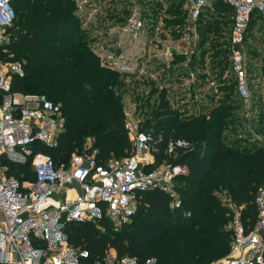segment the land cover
I'll list each match as a JSON object with an SVG mask.
<instances>
[{
  "label": "trees",
  "instance_id": "obj_1",
  "mask_svg": "<svg viewBox=\"0 0 264 264\" xmlns=\"http://www.w3.org/2000/svg\"><path fill=\"white\" fill-rule=\"evenodd\" d=\"M138 1L144 2L145 8L146 0ZM184 1L150 0L143 14L154 21L162 12L165 29L178 37L177 25L181 28L186 17ZM12 3L16 18L7 28L13 33V42L0 48L5 54L20 58L25 68L24 76L12 78V90L46 94L61 105L66 118V129L58 145L53 148L35 144V150L50 155L56 165L66 164L76 151L91 152L98 163H105L112 153L131 151L122 100L125 83L121 75L124 74L108 68L96 54L82 30L76 0H13ZM128 9H124L127 15ZM113 14L108 15L109 20H114L110 25L126 22L127 15L115 19L116 13ZM257 17L261 19L255 15L252 24ZM231 25L232 7L223 1L214 2L199 19V45L190 62L192 69L204 67L207 54L213 50L212 75L224 83L220 90L225 92L218 105L184 115L183 110L172 107L167 89L158 91L155 82L142 78L140 112L145 127L153 128L154 132L163 131L166 138H184L195 144L192 151L176 158L189 166V173L175 178L181 206L171 208V196L150 189L142 193L137 213L118 230H114L106 217L97 222L67 224L69 242L88 250L82 264L103 261L112 249L118 258L137 256L140 263L151 257L156 258L155 264H208L219 260L231 248L233 230L227 227L233 211L231 201L241 205L246 230L254 227L257 218L254 200L258 188L264 186V102L260 97L255 102L258 106L255 118L245 120L249 129L256 130L257 135L262 133L260 137L254 136L251 141L250 135L241 132L233 137L224 136V131L232 127L233 120H229L232 110L242 105L237 98L232 99L234 81L229 83V78H222L230 68L229 41L224 42L223 37ZM184 58L176 54L175 61ZM145 85L151 86L146 96ZM162 157L165 156L157 157V164ZM0 166L21 181L35 180L31 158L21 163L2 154ZM221 194L229 202H224ZM93 223L104 225V230Z\"/></svg>",
  "mask_w": 264,
  "mask_h": 264
},
{
  "label": "built area",
  "instance_id": "obj_2",
  "mask_svg": "<svg viewBox=\"0 0 264 264\" xmlns=\"http://www.w3.org/2000/svg\"><path fill=\"white\" fill-rule=\"evenodd\" d=\"M216 1H223L232 7L228 39L230 68L225 76L234 81V94L242 104L240 108H245L246 119L252 121L258 111L255 102L261 96L254 95L252 91L255 83L250 78L246 37L254 16L264 19V0H185L183 8L186 17L181 28L177 25L178 37L171 35L170 29H165L162 12L153 21L143 14L144 2L133 0L130 15L124 24H109L96 34L98 39L93 41L94 50L111 70L128 76L139 75L155 82L158 91L167 89L169 92L166 77L161 76L158 69L147 67L150 60L147 50H144L148 44L159 41L161 33H166L172 41L174 39L179 43L175 45L176 50H170L169 60L179 63L177 66L185 62V77L178 70L175 81L181 82L191 92L201 85L211 89L216 86V76L205 69L201 72L192 69L190 62L199 45V19ZM12 2L0 0V45L8 43L9 38L3 30L11 26L16 18ZM77 7L81 14L83 7ZM112 39L116 46L110 43ZM137 43L144 46L139 56L128 51L134 49ZM176 54L185 58L176 62ZM140 59L142 65L136 62ZM256 61H252L254 68L258 65ZM24 75L23 62L0 61V156L5 154L21 163L31 158L35 172V180L21 181L0 166L1 264H82L88 250L69 242L67 224L97 222L106 217L113 222L114 230H118L137 213L142 193L146 190L163 191L171 196V208L181 206L175 178L189 173V166L177 162L176 158L192 151L195 148L193 142L172 136L166 138L163 131L154 132L153 128L145 127V119L140 116L125 123L131 142L129 154L98 163L91 152L73 153L66 164L56 165L50 155L35 150V144L56 147L66 129V118L61 105L46 95L12 90V78ZM173 82L172 79L171 87ZM221 85L224 83H218L219 87ZM150 89L146 88V94ZM159 155L165 157L157 164ZM254 202L257 208L254 227L247 231L241 217L236 215L227 226L233 230L229 253L208 264H264V186L258 188ZM155 263L154 257L142 263L137 256L118 258L112 249L103 261L98 260L94 264Z\"/></svg>",
  "mask_w": 264,
  "mask_h": 264
},
{
  "label": "rangeland",
  "instance_id": "obj_3",
  "mask_svg": "<svg viewBox=\"0 0 264 264\" xmlns=\"http://www.w3.org/2000/svg\"><path fill=\"white\" fill-rule=\"evenodd\" d=\"M149 1L150 0L145 1L146 3L145 8L147 9L149 8L148 6ZM76 3L77 5H79V7L80 6L83 7V12H81L80 14L81 19H82L81 21L82 30L86 34L87 39L90 40L91 43L94 45L93 41H96L98 39L97 37L95 38L96 34L98 35L100 33L99 31L104 30V27L107 24H110V22L114 21L112 19L110 20L108 19L109 13L110 12L112 14L116 13L115 14L116 16L114 17L115 19H117L118 17H125L127 15V11H125L124 9L129 8L128 12L130 14L133 0H76ZM129 14L126 16V19L128 18ZM261 30L264 32V21L257 17L255 19L254 24H252L251 29L249 30L246 45H247L249 59H250V62H249L250 78L255 83V85L252 86V91L254 95L261 96V100L262 102H264V93L261 92V88L262 90H264V74H263L264 33H261ZM3 34L9 38L7 44H9L10 42H13L12 40L13 33H11L8 30V28H5L3 30ZM159 36H160L159 41L157 42L154 41L148 44L147 46H145L144 50L145 51L147 50V55L149 54L148 60H150V63L147 65V67L149 66V68L153 67V69L154 68L158 69L159 71L157 72H159L161 76L166 77L167 82L169 83V93L167 97L169 98L172 107L180 108L181 110H183L184 115H189V114H192L193 112L199 113L203 110L206 111L207 108H209V104L210 106L218 105L220 98L225 94V92L223 93V91L220 90V87L218 86L219 82L217 79H216V86L212 87L211 89H209L206 85H201V86H197L194 92H191L189 89H187L186 86L181 84V82H179L180 83L179 84L175 81L176 73L178 70L180 71V73L183 74V76L185 75L184 69H183L185 62L182 61V64H180L179 66H177L179 63L173 64V62L169 60V58H171V51L169 50V48L171 47V44H173L172 38L169 37L166 33H161ZM228 37H229V33L227 32L225 36L223 37V41L226 42V40H228L227 39ZM114 42L115 40L112 39L110 43L116 46L117 43L115 44ZM3 45H5V43ZM143 48L144 46H141L140 43L139 44L137 43V46L134 49L132 50L127 49V50L129 52H132L133 55L138 54L139 56L142 53ZM212 52L213 50H210V52L207 54L208 58L206 59L207 61H205L206 66L204 67L199 66L197 67L196 70L201 72L205 69L208 72H210L211 75L213 74L211 70ZM150 54H151V57H150ZM154 54L160 55L161 59H158L157 57V58H154L153 60L152 58L155 56H152V55ZM257 54H259L258 70L257 68H254V66L252 65V59H251L253 58V56L255 57ZM165 58H167L168 60H166ZM14 60L20 61L21 59L14 55L5 54V50L0 48V61L8 62V61H14ZM141 61L142 59H140V61L136 60V62H139V64L142 65ZM253 62H255L254 59H253ZM225 72L226 71H224L223 73V78L224 79L229 78L228 82L231 83L232 78L230 76L228 77V75L226 77ZM161 76H159V78ZM121 79H123L125 83L124 90L122 92V100H123V108H124L126 120L136 119L137 117H140V116L144 118V116L140 112L141 110L140 95H142L141 88H143L144 86L142 77H140L139 75L128 76L125 74V75H121ZM172 79L174 80V82L171 87ZM161 80H162V77H161ZM150 87L151 86H148L147 89L149 90ZM143 94L145 96L147 95L146 92H143ZM236 97L237 96L234 94V97L232 99L236 101ZM177 101H179V104ZM243 111H245V108L242 110V108L237 107L232 110V114L230 115L229 120L230 122H232L233 120L234 124L233 123L230 124L232 126L231 130H227L226 132L224 131V136L228 135V136L233 137L236 134L241 132L242 134L246 133L247 135H250V140L253 141L254 136H256L257 134V131L255 130L254 132H252L253 133V134L251 133L252 135L249 134L250 131H249L248 126L245 125L246 116ZM240 120L244 122L241 123ZM236 123L238 124L236 125ZM261 134L262 133L258 134L257 136L260 137ZM73 153H78V152L76 151ZM129 153H130V150L128 149L120 154L112 153L110 157L125 156ZM220 197H222L224 202H229V199L224 194H221ZM170 200H171V197H170ZM230 204H231L233 211L231 213L229 221L227 222L228 224L233 220V218L236 215H239L240 217L242 216L241 205H238L237 203H234L233 201H231ZM110 224L112 227L114 226L112 221L110 222ZM93 225L95 227L101 228V230H104V227H105L104 225H101L99 223H93Z\"/></svg>",
  "mask_w": 264,
  "mask_h": 264
},
{
  "label": "crops",
  "instance_id": "obj_4",
  "mask_svg": "<svg viewBox=\"0 0 264 264\" xmlns=\"http://www.w3.org/2000/svg\"><path fill=\"white\" fill-rule=\"evenodd\" d=\"M254 20V19H253ZM261 20H263L264 21V19H262V17H261ZM253 22V21H252ZM255 22V21H254ZM252 24V23H251ZM229 32H230V29H229ZM228 32V33H229ZM261 33H264L262 30H261ZM228 39H229V37H228ZM177 44H179L178 43V41H174V39H173V44H171V47L169 48V50H172V51H174V50H176L175 49V47L177 46ZM176 45V46H175ZM150 47V46H149ZM148 47V48H149ZM149 55V54H148ZM148 55H147V57H148ZM152 56H155V57H153L152 59L154 60V58H157L158 57V59H161V57H160V55H156V54H154V55H152ZM150 57H151V54H150ZM252 59V61H253V59L254 60H258L259 59V54H257L255 57L253 56V58H251ZM256 62H258V61H256ZM174 63V62H173ZM149 63H147L146 65H148ZM253 65V64H252ZM259 66V63H258V65L257 66H255V68H259L258 67ZM149 67V66H148ZM153 67H151L150 69H152ZM261 92H263L264 93V90H262V88H261ZM261 95V94H260ZM212 106V105H211ZM0 218H1V213H0ZM1 264V263H0Z\"/></svg>",
  "mask_w": 264,
  "mask_h": 264
}]
</instances>
